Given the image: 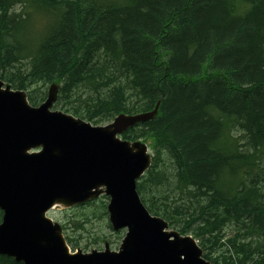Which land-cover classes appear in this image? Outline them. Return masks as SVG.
Returning a JSON list of instances; mask_svg holds the SVG:
<instances>
[{
	"label": "trees",
	"instance_id": "16d2710c",
	"mask_svg": "<svg viewBox=\"0 0 264 264\" xmlns=\"http://www.w3.org/2000/svg\"><path fill=\"white\" fill-rule=\"evenodd\" d=\"M0 80L32 107L56 82L53 108L94 125L159 103L120 135L152 142L142 204L194 238L232 226L221 264H264V0H0Z\"/></svg>",
	"mask_w": 264,
	"mask_h": 264
},
{
	"label": "water",
	"instance_id": "95a60500",
	"mask_svg": "<svg viewBox=\"0 0 264 264\" xmlns=\"http://www.w3.org/2000/svg\"><path fill=\"white\" fill-rule=\"evenodd\" d=\"M56 92L51 86L44 102L32 107L25 92L0 82V256L22 264H210L192 237L165 232L167 224L136 192L151 157L145 144L119 135L152 119L159 103L150 113L93 126L52 111ZM102 195L109 199L111 228L125 231L119 250L70 253L46 214Z\"/></svg>",
	"mask_w": 264,
	"mask_h": 264
},
{
	"label": "rangeland",
	"instance_id": "374dc122",
	"mask_svg": "<svg viewBox=\"0 0 264 264\" xmlns=\"http://www.w3.org/2000/svg\"><path fill=\"white\" fill-rule=\"evenodd\" d=\"M22 4L17 5L16 9L21 8ZM3 84H6L5 82L1 81ZM11 89V86L8 85ZM51 86L56 87V98L58 96V89L60 87V84L53 83L45 88L41 85L34 86V88L39 87L40 89H37L35 92H39L34 94V96L40 97V92H45L46 97L48 95V92L50 90ZM12 90V89H11ZM26 95H28V91H24ZM33 96V94L31 95ZM45 97V99H46ZM80 102H77L75 104L80 105L83 104V100L86 99L85 95L80 91ZM44 99V100H45ZM40 102V101H39ZM37 107V106H36ZM52 111H58L65 113L60 108H52ZM69 115V114H68ZM109 122L106 123H100L95 126H105ZM235 135V132H234ZM141 142V141H140ZM243 141L240 140V143ZM145 145H147L148 152L150 155L154 156V152L151 150L152 142L148 141L145 142ZM170 191H168L167 195ZM98 200V199H97ZM178 205V203L176 204ZM170 207H173L172 202L169 204ZM96 208L89 207V206H83L81 208H71V209H63L62 207H54L52 208L48 214L47 217L52 220V222L59 225L60 230L65 233L66 236H68L71 241H78L77 246L74 245L73 242H71L74 246V250L72 247H69V251L71 253H75L77 251H80L83 254L91 253L92 251H98L101 252L104 250L105 246H108L109 250L112 252H117L119 250L121 240L124 236L125 231H118L115 232L111 229L109 221H108V215L107 217H98L93 216V212ZM157 218H160L167 224V231L169 232H176L180 235L179 230L184 226L183 223H177L174 225H168V222L165 219H162L161 217L155 216ZM71 220H77V221H71ZM61 224H66L68 226V229L66 231L62 230ZM79 224L81 228L74 230L73 227ZM198 224L192 225L191 228H189L185 235L183 236H191L193 239H195L196 243L199 246V242H203L206 245L207 251L211 254L213 258L216 259L218 264H221L223 261L224 256H228L230 254V249L227 244V240H229L235 233V230L232 226H226L222 229V231L218 234L214 233L213 235H209L204 233L203 239L200 238H194L193 232L196 231ZM218 239H214L215 237L212 236H218ZM200 247V246H199ZM201 249V247H200ZM202 256H203V250Z\"/></svg>",
	"mask_w": 264,
	"mask_h": 264
},
{
	"label": "bare ground",
	"instance_id": "6f19581e",
	"mask_svg": "<svg viewBox=\"0 0 264 264\" xmlns=\"http://www.w3.org/2000/svg\"><path fill=\"white\" fill-rule=\"evenodd\" d=\"M30 104V103H29ZM135 186H136V184H135ZM137 192V191H136ZM138 194V193H137ZM139 196V195H138ZM140 198V197H139Z\"/></svg>",
	"mask_w": 264,
	"mask_h": 264
}]
</instances>
